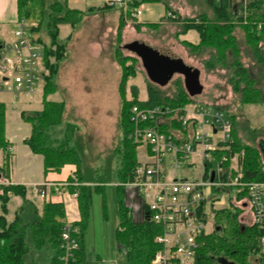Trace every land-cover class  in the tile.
<instances>
[{"label":"rangeland","instance_id":"rangeland-1","mask_svg":"<svg viewBox=\"0 0 264 264\" xmlns=\"http://www.w3.org/2000/svg\"><path fill=\"white\" fill-rule=\"evenodd\" d=\"M137 1L142 0H132V3ZM147 1L150 2L149 5H145L147 3L143 5L148 10H145L139 19H134L130 15L136 9L132 3L128 8V13H123L119 8H110L105 3L106 8H102L100 12L85 14L80 12V15H74L71 11L76 10L70 9L64 0H47L49 6H47L46 16L40 26L38 21L26 20L28 26L33 29L34 38L42 46L50 48L52 46L48 32L50 20L54 21L59 16L64 18L68 11L71 12V21L78 20L74 26L70 23L58 26L59 41L65 45L64 56L61 60L55 59V56L49 59L50 64H55L58 67L54 80L57 85V93L50 96L49 100L57 103L64 102L66 110L60 126L49 130L48 136L49 143L55 147L67 143L71 149L75 147L80 149L85 160L84 170L95 174L94 183L83 182L81 185H95L97 181L108 179L107 173L110 175V183L105 187L104 196L93 190L90 221L84 233L85 250L90 260L99 254L105 259L106 264H114V261L117 264H126L125 251L117 247L115 238L120 223L117 189L120 181L114 174L119 168L120 157L124 151L121 117L122 105L125 102H132L134 98L147 101L149 87L158 90L164 100V105L173 108L179 107L173 105V100L178 99L181 95H187L191 102L182 107L197 104L220 109L233 117L234 139L241 148L250 147L262 151L264 146V102L251 105L242 102V93L239 92L236 85L240 84V90L244 85L238 82V77L235 75L233 66L235 57L228 53L227 62L220 64L216 62L215 50L202 48L193 51L192 47L188 45L199 44V35L196 31L183 34V24L187 21L200 24L202 17H206L212 22H218V17L207 5V0ZM56 2L63 4L60 13L49 9L50 6L53 8ZM250 2L252 0H232V6L238 8L236 10L238 16H245V9ZM166 7H168V12ZM234 19L237 21V18L234 17ZM156 22H160V26L156 28H150L144 24ZM234 35L237 39L242 65L250 72L257 88L264 93V65L255 58L241 27L234 29ZM138 40L153 47H169L186 65L193 67L198 73L196 91L192 94L188 93L184 85V78L179 75H174L163 87L152 83L141 60L124 48ZM260 47L264 57V42L260 44ZM53 50L56 51V48L53 47ZM43 53L44 51H38L41 58ZM118 61L124 65L125 71H122ZM43 71L46 74L44 80L39 83L38 91L32 97H26L25 94L17 96L7 93L0 94V102L7 106L6 138L12 143L13 154L19 160L20 170H23L21 165L27 170L24 175L29 182L41 181V175L38 171V159L35 157L31 159L29 148L23 144V140L31 134V126L23 121L21 114L33 115L38 110H42V91L44 92L47 84L46 77L49 76L44 62ZM1 151L0 158L3 157ZM144 151L143 147L136 149L137 159H144ZM241 156V159L244 158V151L241 152ZM195 159L196 156H192V160ZM71 166L75 171L63 186L57 188L60 192L71 194L70 189L79 186L80 182L78 183V177L75 174L76 167ZM194 174L199 175V173H193L192 176ZM41 187L43 186L38 188ZM128 189H132V187L124 188V199L126 201L131 197L134 200V211L143 222L146 218L143 201ZM35 191L34 189L30 194L31 199L27 196L26 200L37 208L39 198L35 196ZM217 192L215 199H218L219 202L217 201L212 206V211L208 208L207 212V233L214 232V236H216L221 235L223 231L224 224L221 225L222 221L216 219V213L228 212L229 216H235L234 212L237 211L239 212L237 220L240 226L253 225V222L245 217L246 211L241 207V202L245 201L241 194L238 199H235L234 193H229L228 190L220 189ZM55 193L57 194V192ZM71 195L74 197L75 194ZM20 200L22 202L18 207V213L25 203L23 198L20 197ZM42 201L44 203L51 202L47 197L41 199ZM16 202L17 200L11 204L12 212ZM10 203L11 200L7 203L8 214L10 213ZM72 203L78 206V202ZM72 203L68 201L66 205L73 206ZM0 211L2 213L1 209ZM77 212L81 220L78 206V208L72 207V209L65 208V218L58 215L55 217V222L70 223L66 221L68 214L71 217ZM6 220L8 221V219ZM261 249L264 253V239L261 241ZM51 256V251L46 252L43 255V264H49ZM210 256L215 255L212 253ZM260 257V255L251 256L249 261L252 264H259ZM218 258L220 257H214L212 264H218L215 262Z\"/></svg>","mask_w":264,"mask_h":264},{"label":"trees","instance_id":"trees-1","mask_svg":"<svg viewBox=\"0 0 264 264\" xmlns=\"http://www.w3.org/2000/svg\"><path fill=\"white\" fill-rule=\"evenodd\" d=\"M47 0H18V17L24 21H38L39 26L43 23L46 16L48 3ZM144 3L149 4L147 0L133 2L132 6L140 7ZM209 8L217 15L218 22H212L206 17H202L201 23L196 24L193 21H187L183 24V34L189 31H196L199 35V44H188L193 51L202 48L213 49L216 52V62L224 64L227 62V55L231 53L235 57L234 68L238 82L243 83L244 87L239 92L242 93V102L247 105L264 102V93L257 88L255 81L252 79L250 72L242 65L240 51L237 39L234 35V29L241 27L246 34L247 42L252 49L255 58L259 63L264 65V57L262 55L260 44L264 42V32L257 33L255 24L264 22V0H252L246 7L245 16L236 14L237 7L232 6V0H207ZM63 4L56 2L53 8L49 9L55 13L62 12ZM104 9L106 6L103 7ZM244 10V8H243ZM168 12V7H166ZM74 15L81 13L71 11ZM62 18L58 17L54 21L50 20L49 37L51 39V48L45 47L43 53V62L46 69L49 71V76L46 77L47 84L43 92V107L41 111L35 112L33 115L21 114L23 121L31 126V135L24 141V144L35 155L43 157L44 175L49 173H60L67 165L76 167V177L79 186L72 188L71 194H77V202L81 214V220L74 223V227L80 231L79 242L80 250L76 254L75 264H102L101 261L92 263L87 259L84 233L88 228L91 209L93 190L105 195V187L109 184L108 179L97 181L95 185H81L85 183H94L95 174L90 171H85L83 165L85 160L80 152V149L75 147L71 149L67 143L61 146H53L49 143V130L60 126L66 110L64 102L57 103L49 100V97L57 93V85L54 80L57 76L58 67L55 64H50V58L55 56V59L61 60L64 56L65 45L59 41L58 26L64 23H70L72 26L78 23V20L71 21L70 13ZM237 18V21H235ZM246 20V23L244 21ZM123 24V22H121ZM148 27L156 28L160 23H147ZM71 26V27H72ZM121 26V25H120ZM56 48V51L53 50ZM122 71L126 68L119 62ZM211 64V62H210ZM125 77L123 72V78ZM148 99L145 102L134 98L132 102H125L122 105V130L124 132L123 147L124 151L120 157V165L114 173L117 180L120 181L118 189V210H119V228L116 231L117 246L125 251L126 264H151L160 247L155 244L154 240L160 230L154 227L148 217L142 223H137L133 220L131 211L126 205L124 199V188L129 183L134 181V171L139 165L136 149L138 148L130 139L129 135L132 131L130 121V110L133 105L142 107H153L164 105L160 92L154 88H148ZM181 95V94H180ZM191 102L187 95H181L178 99L172 101L173 105L183 106ZM171 103V104H172ZM6 105L0 103V150L7 151L11 146L6 139ZM234 123V118L231 117ZM236 142V141H235ZM244 151V158L240 159L243 182H262L264 176L262 169L264 167V159L261 151L254 148H241L237 143L227 152L228 157L232 158L235 153L241 154ZM231 162L225 165V177L229 174ZM10 155L6 154L3 160V166L0 168V177H9ZM233 173V176H236ZM115 177V176H114ZM97 180V178H96ZM99 180V179H98ZM0 264H43V255L51 251L52 257L49 264H60L62 256L61 251V234L64 225L55 222V217L65 218V207L59 203H44L43 211L40 214L39 210L32 203L26 200L27 190L23 186H9L0 188ZM217 192V190H214ZM24 199V206L17 214L15 220L9 223L6 220L7 203L10 198L8 194ZM243 193V194H242ZM241 195L245 198L247 192L241 191ZM239 195V197L241 196ZM26 200V201H25ZM106 208L104 204V209ZM220 213V212H219ZM239 212L235 211V216H229L228 212L218 214L216 219L222 221L223 231L221 235L214 236V232L207 236H203L199 240L200 248L198 258L195 264H212L214 257H220L215 260L218 264H252L249 261L251 256L260 255L261 262L264 264V253L261 249V241L264 239V224H253L249 227H242L238 223L237 216ZM220 215V216H218ZM214 253L215 256H210ZM36 254H38L36 256Z\"/></svg>","mask_w":264,"mask_h":264},{"label":"built area","instance_id":"built-area-1","mask_svg":"<svg viewBox=\"0 0 264 264\" xmlns=\"http://www.w3.org/2000/svg\"><path fill=\"white\" fill-rule=\"evenodd\" d=\"M105 3L128 13L132 0H105ZM144 10L142 5L130 15L139 19ZM255 30L258 34L264 32V22L255 24ZM39 50L44 51L45 47L34 38L33 29L24 20L16 23L9 39L0 35V94H25L30 98L37 93L46 75ZM130 121L133 128L129 139L145 151L144 159H138L134 181L126 187L137 190L146 217L160 230L154 240L160 250L151 264H195L199 240L209 235L206 216L212 190H245L253 224H264V181L243 182L241 154L228 157L227 152L236 142L233 122L224 111L197 104L177 108L136 104L131 107ZM1 152L4 158L10 155L11 166L12 146ZM192 156L196 159L192 160ZM228 162H231L229 174L224 178ZM233 172L237 175L233 176ZM193 173L199 175L192 177ZM9 186L14 185L8 178L0 177V188ZM46 186L49 185L35 188V196L48 197ZM52 186L58 188L63 184ZM63 225L60 264H75L80 231L71 223ZM87 259L94 263L89 255Z\"/></svg>","mask_w":264,"mask_h":264},{"label":"crops","instance_id":"crops-1","mask_svg":"<svg viewBox=\"0 0 264 264\" xmlns=\"http://www.w3.org/2000/svg\"><path fill=\"white\" fill-rule=\"evenodd\" d=\"M64 3L70 9L82 12L84 14L85 13H94L96 11L100 12L102 10V8L105 6V0H64ZM145 5H149V4H145ZM145 5H143V8L145 10H148L147 8L144 7ZM165 15H166V12H165ZM163 17H165V16H163ZM18 21H19V17H18V0H0V28H1L0 35L4 39H9L10 38L11 33H12V31H13V29H14V27H15V25H16V23ZM141 23H143V22H141ZM156 23H160V22H156ZM144 24H147V23H144ZM42 93H43V91H42ZM147 99H148V97H147ZM142 102H144V101H142ZM0 103H2V102H0ZM6 108H7V106H6ZM38 111H40V110H38ZM29 137H27V138H29ZM26 139L23 140V144H24V141ZM7 141L10 142L9 139H7ZM10 144L12 146L11 142H10ZM27 148H29V147H27ZM29 151L31 153V155H30L31 159H34V157L38 159V163H39L38 164V166H39V170L38 171H39V173L41 175V181H31V182L27 181L25 179V175H24V172L27 173V170L23 168V165H21L23 170H20L19 160L14 155L12 163H11V166H10V170H9V177H8L9 182L12 185H14V186H23V187H25L26 190H27V194H28L27 196L30 199H31L30 194L33 193V190L35 189V187L49 185V186H46V190H47L48 195H49L47 197L48 200H51V202H53V203H59V204L61 203L67 209H72V207H75V208L77 207L78 208L77 205L75 206L72 203V202L77 203V199L75 197H73V195H71V194H69L67 192L66 193L65 192H60V190H58L57 188L52 186L53 184H64V182H66L72 176V173L75 171L74 167L71 166V165H67V166H65L62 169V171L60 173L51 172L47 176H45L44 175L43 157L39 156V155H35L34 153H32V151L30 149H29ZM3 160H4V156L2 158H0V168L3 166ZM192 177H196L195 174ZM56 190H58V191H56ZM128 190H130L135 196H137V198L139 197V194H138V192H137V190L135 188L132 187V189H128ZM54 191L57 192V194ZM228 191H230L229 193H231V192L234 193V198L235 199H238V196L241 194V191L240 190H236V189H231V190H228ZM216 193H218V192L212 190L211 197H210L211 204L209 206V210H211V211H212V208H213L212 206H214L217 203V201L219 202L218 199H215L216 198V196H215ZM9 198L11 200V203H10V206H9V210H10L11 204H13L15 200H17L15 207H13L14 211L12 212L10 210V213L9 214L7 213L5 215L6 219H8V222L12 223L15 220V218H16V215L18 213V211H17L18 207L20 206L22 201L20 200V197H17V196H14V195L10 196ZM68 201L71 202L73 206H70V205L67 206L66 204H67ZM37 204H38L37 205V209L39 210V213L41 214L42 211H43L44 202L43 201L41 202V199L39 198L37 200ZM126 204H127L128 208L130 209V211L132 213L133 220L135 222H137V223L142 222L141 218L137 217L136 212L134 211V200H132L131 197H130V199L126 200ZM241 207H242V209H244V211H246L245 212V217L250 222H253V214H252V211H251V209L249 207V204H248V201H247L246 198H245V201L241 202ZM144 212H145V210H144ZM0 215H2L1 211H0ZM207 216H206V222H207ZM145 217H146V213H145ZM66 221H69L71 224L80 222L79 213L77 212V214H75L74 216H71V217H70V214H68V219H66ZM211 233H208V234H211ZM91 260L94 263H96L97 261H101L102 264H106L105 259L99 254H97L96 257L92 258ZM114 264H117V262L114 261Z\"/></svg>","mask_w":264,"mask_h":264},{"label":"water","instance_id":"water-1","mask_svg":"<svg viewBox=\"0 0 264 264\" xmlns=\"http://www.w3.org/2000/svg\"><path fill=\"white\" fill-rule=\"evenodd\" d=\"M135 54L142 62L149 80L158 85L166 86L174 75L184 78V85L188 93H194L198 86L197 71L184 63L169 47H153L138 40L124 47ZM261 154L264 159V146ZM214 181V175L212 176ZM148 215V214H147Z\"/></svg>","mask_w":264,"mask_h":264}]
</instances>
